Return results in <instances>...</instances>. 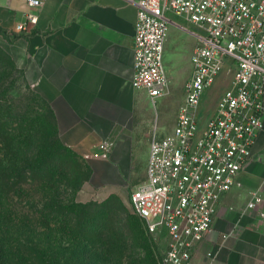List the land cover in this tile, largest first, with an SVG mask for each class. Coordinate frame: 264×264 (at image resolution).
I'll return each instance as SVG.
<instances>
[{
    "label": "built area",
    "instance_id": "2783aa9c",
    "mask_svg": "<svg viewBox=\"0 0 264 264\" xmlns=\"http://www.w3.org/2000/svg\"><path fill=\"white\" fill-rule=\"evenodd\" d=\"M28 3L43 5L40 0ZM136 3L132 83L146 91L153 103L171 93L165 66L169 26L188 31L197 44L175 128L161 138L153 134L147 177L133 190L131 204L151 234L168 237L164 264H199L194 260L196 248L212 229L223 195L239 182L264 130V0ZM36 22V15L28 14L17 29L26 30ZM226 63L231 82L202 127L203 95ZM113 146V140H105L94 157L108 159ZM247 210H257L264 219L261 188L251 191L242 207L243 213ZM209 256L214 258L212 253Z\"/></svg>",
    "mask_w": 264,
    "mask_h": 264
},
{
    "label": "crops",
    "instance_id": "0c3cea01",
    "mask_svg": "<svg viewBox=\"0 0 264 264\" xmlns=\"http://www.w3.org/2000/svg\"><path fill=\"white\" fill-rule=\"evenodd\" d=\"M40 1L37 8L28 0H0V25L17 36L10 40L0 34V46L49 99L59 133L70 147L91 155L105 140L114 141L108 159L90 158L92 176L78 200L101 201L114 193L124 197L117 188L132 177L135 141H148L150 135L151 98L132 83L139 0ZM28 14L36 15L37 22L18 30ZM167 73L172 92L178 75ZM258 188L264 194V130L239 182L223 195L212 229L196 248L195 262L264 264V219L257 210L242 212Z\"/></svg>",
    "mask_w": 264,
    "mask_h": 264
},
{
    "label": "trees",
    "instance_id": "16d2710c",
    "mask_svg": "<svg viewBox=\"0 0 264 264\" xmlns=\"http://www.w3.org/2000/svg\"><path fill=\"white\" fill-rule=\"evenodd\" d=\"M0 34L17 37L1 25ZM13 69L25 75L0 46V264H162L154 235L118 194L78 200L92 167L85 175L62 143L51 104L42 116L15 92Z\"/></svg>",
    "mask_w": 264,
    "mask_h": 264
},
{
    "label": "rangeland",
    "instance_id": "374dc122",
    "mask_svg": "<svg viewBox=\"0 0 264 264\" xmlns=\"http://www.w3.org/2000/svg\"><path fill=\"white\" fill-rule=\"evenodd\" d=\"M181 23L186 25L184 21H181ZM165 46L166 70L167 72L175 71L177 73L176 75H178V79L172 92L168 96L158 98L155 103L151 100L149 106L150 111L147 113L148 122H146L148 129L150 128L149 140L147 141L145 138L140 140L139 138L135 141L132 177H128L127 183L122 182L117 188L119 192L125 194L124 197L120 196V198L129 209H132L130 201L133 190L144 182L147 177V166L153 134L157 133L158 137L161 138L171 133L175 128L178 110L185 97L184 85L191 71L190 56L196 46V38L188 31L170 25L167 31ZM9 63L10 62L7 60L6 65ZM8 69L11 70V68ZM12 73L16 87L15 92L20 91L23 95H26L28 98L27 103L31 102V105L38 110L42 116L45 115L47 107L50 105L49 99L43 95L35 85L31 84L23 73L16 72L15 69L12 70ZM231 77L232 72L230 71V65L226 63L216 82L205 91L201 103L200 125L202 127L206 125L208 119L214 113L220 96L231 82ZM60 138L62 143L68 145L61 135ZM71 149L73 148L71 147ZM74 151L77 154L75 157L76 161L83 163L85 175H87L91 168L90 158L94 155H84L76 150ZM77 188L69 189L66 196L74 200L77 195ZM115 204L118 205V202L116 201ZM152 241L155 247L154 250L161 259V256L167 248L169 239L166 235H162L154 236ZM161 263L164 264L163 262Z\"/></svg>",
    "mask_w": 264,
    "mask_h": 264
}]
</instances>
